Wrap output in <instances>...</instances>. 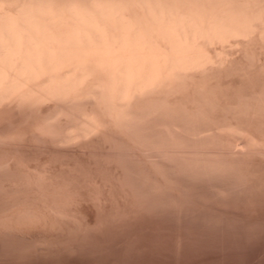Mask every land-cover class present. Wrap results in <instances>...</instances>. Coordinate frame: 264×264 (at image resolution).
Segmentation results:
<instances>
[{
	"label": "bare ground",
	"instance_id": "bare-ground-1",
	"mask_svg": "<svg viewBox=\"0 0 264 264\" xmlns=\"http://www.w3.org/2000/svg\"><path fill=\"white\" fill-rule=\"evenodd\" d=\"M260 158L264 0H0V257L93 254L146 214L231 229L189 185L264 199Z\"/></svg>",
	"mask_w": 264,
	"mask_h": 264
},
{
	"label": "rangeland",
	"instance_id": "rangeland-1",
	"mask_svg": "<svg viewBox=\"0 0 264 264\" xmlns=\"http://www.w3.org/2000/svg\"><path fill=\"white\" fill-rule=\"evenodd\" d=\"M259 162L263 163L264 158H260ZM202 194L206 195V190L203 187H201L200 185H189L188 197H189V201L191 202V204L195 207L199 206L204 210H209L212 213L215 212V214H217V215L219 214L220 216H223V217L228 216L227 218L228 219L231 218L232 221L233 220L235 221V219H236L237 222L233 221V223H235V224L231 227V229L230 228H224V227L220 228L218 225H213V227H212V225H207L205 223L203 224V222H201V220L195 219L192 217H187V218L185 217V218H180V220L179 219L175 220L176 218L170 219V217H172V216L165 214V213H163V214L159 213L158 215L154 214L155 216L153 214H146V215H143V217H140L141 218L140 220H139V218L136 220H132L133 223H132V221H131V223L129 221L126 224V226L122 227L121 229L124 231V233L122 232V230L120 228L116 229L115 230L116 234L119 235L120 237L119 236L111 237V236L116 235L115 233L113 235L112 234L109 235L107 237V239L105 238L102 240L103 242H101L99 244V246L96 248V250L92 249L93 254H91V250H87V252H86V250L85 251H76L74 253L71 252L68 254L63 253L62 254L63 257H62V255L59 257L52 256L53 260H52L51 256L50 257H45V256L43 257V256H39V255L34 256L33 258L32 257L27 258V260H17V261H16V259H14V261H13L12 258H8V257H0V259H1L0 264H4V263L5 264L6 263L7 264H10V263L11 264H19V263L20 264H24V263L25 264H27V263H32V264H37V263H39V264H50V263L51 264H55V263H57V264L58 263L59 264H93L94 260H95L94 263H96V264H264V199H260V200L257 199L255 202L253 201L250 204L244 203L240 200L237 201L236 199H233V198L227 199L225 201H219L217 199H212V200L209 199L206 202H204L203 199L201 198ZM227 203L230 205H228ZM224 212H225V214L223 215L222 213H224ZM229 213H230V215H229ZM152 215L154 218L152 217ZM167 215L169 217L166 218V220H167L166 221L165 217H167ZM232 215H234V216H232ZM156 216H157V222H158V220L161 221V222H159L160 224H162L161 228H157V227H160L161 225L158 226V224L155 220ZM163 216H165V217H163ZM239 216L241 218H243L245 221L242 220ZM248 216H249V218H248ZM144 217H148L147 219H149V220L151 219L150 221H153L152 224H150L151 222L148 220H147V222H146V220H144V222H146V225L143 221L140 223L136 222L137 220L138 221L143 220ZM233 217L235 219H233ZM237 217H239V219H241V221H238L239 219ZM250 217H252L251 218L252 221H251ZM162 219H164V220H162ZM173 219H174V221H172ZM181 219H183V220L181 221ZM190 219H193V220H190ZM170 221H172V222H170ZM184 221H186V223ZM246 221H248V222H246ZM250 221L251 222L255 221L257 224L256 223L252 224ZM148 222L152 226L147 224ZM155 222H156L155 225H157V227L154 226ZM163 222H166L164 224V226H163ZM168 222H169L170 226H168L169 225V224H167ZM180 222L183 223V225L185 227L182 224L180 225ZM198 222H200V223H198ZM242 222H244V223H242ZM249 222H250V225H252V226H251L250 230L247 231L246 229H244V225L249 224ZM134 223H136V224H134ZM131 224H132V226H131ZM142 224L144 225L145 228H143ZM178 224H179V227H178ZM199 224L201 226H198ZM236 224H238V225H236ZM242 224H243V226H242ZM259 224L260 225L262 224V225L260 226ZM133 225H134V228H133ZM137 225H138V227L135 228V226H137ZM140 225H141V228H139ZM147 225H149V226L146 227ZM239 225H241V226H239ZM190 226L191 227L193 226L192 228H194V230ZM253 226H255V227H253ZM130 227L135 232H133L132 229H129ZM149 227H151V228L156 227L160 231V234L156 228H155V232H154V228L151 229ZM165 227H167L168 229L167 228L165 229ZM256 227L258 228V230ZM259 227H261V229H259ZM189 228H191V229H189ZM149 229H151V230H149ZM164 229H165V232H164ZM198 229H200V230H198ZM203 229L205 231H207L206 234H205V231H203ZM212 229H215V230H212ZM232 229H234V230H232ZM252 229H255V230H252ZM117 230L118 231L121 230V231L118 232ZM180 230H181V233H178ZM191 230L193 232L196 231L197 234L196 233L193 234ZM210 230H212V231H210ZM245 230H246V232H244ZM166 231L167 232L169 231L168 235H165V234H167ZM174 231H176L175 233L177 234V236L174 233ZM182 231H184V232H182ZM250 231L253 232L254 234L251 235ZM139 232H140V237H139ZM156 232L158 233L157 235H155ZM217 232H219V233L217 234ZM227 232H229V233L227 234ZM248 232L250 234H248ZM255 232L257 233V235H255L256 234ZM136 233H138V234H136ZM163 233H165V234H163ZM207 233H209V234H207ZM234 233H235V236H233ZM123 234L125 235V237ZM178 234L182 237V240L180 239L181 237H179ZM200 234L203 236H201ZM212 234H213L212 237H215V238H220V239L223 237H225V238L221 239V241H220V239H217L216 243L218 241L219 242L216 244L215 241L213 240L214 238L211 239L212 237L210 235H212ZM215 234L219 235V237H216ZM131 235H133V236H131ZM136 235H137V237L135 238ZM169 235H171V236H169ZM173 235H175L174 237L175 238L177 237V239H174ZM191 235L194 237V239L197 238L196 241L193 240V237ZM228 235H229V237H228ZM249 235L252 238H250ZM128 236L129 237L131 236V237L129 238ZM186 236H187V238L188 237H190V238L187 239V238H185ZM243 236H246V237L242 238ZM118 237H119V239H118ZM235 237L237 238V240ZM127 238H129L128 239L129 244L127 243V240H126ZM183 238H185V239H183ZM208 238L210 240L207 243ZM248 238H250V239L248 240ZM114 239H116V240L118 239V241L119 240L120 241L118 242ZM137 239H139V240H137ZM199 239H202V240H200L199 243H196L197 241H199ZM205 239H206V241H205ZM228 239H231V240H228ZM112 240H114V241H112ZM125 240H126V242H125ZM136 240H137V242H135ZM180 240L182 241V243ZM185 240H186V242H184ZM226 240L229 241L228 242L229 244L227 243ZM235 240H236V243H233V241H235ZM110 241H112L113 245ZM130 241H131V243L133 241L132 245H131ZM230 241H231V244H230ZM120 242H122L121 243L122 246H121ZM210 242H212V243H210ZM104 243H106L105 246H104ZM108 243L112 246H110ZM117 244H118V246H117ZM134 244L137 246V249H136V246H133ZM114 245H116L118 247V249ZM107 246H108V248H107ZM110 247H113L114 249L111 248V250H110ZM106 248H107V251H105ZM132 248H133V250H132ZM101 250L103 251L102 253L100 252ZM118 250H119V252H118ZM122 251H123V253H120ZM125 251H127V252H125ZM80 253H81V255H80ZM96 253H97V256H96ZM99 253H100V255H99ZM71 254L74 256H72ZM87 255H89V257L92 259V262L90 261L91 259ZM65 256H67V257H65ZM96 257H98V259ZM46 258H47V260H46ZM56 258L58 259V261L56 260ZM61 258H62V260H61L62 262L59 260ZM31 260H34V261L32 262ZM38 260H41V261L38 262ZM49 260L52 262L49 263L48 262ZM88 260L90 262H88ZM53 261L55 263H53ZM21 262H23V263H21ZM43 262H45V263H43ZM97 262H99V263H97Z\"/></svg>",
	"mask_w": 264,
	"mask_h": 264
}]
</instances>
